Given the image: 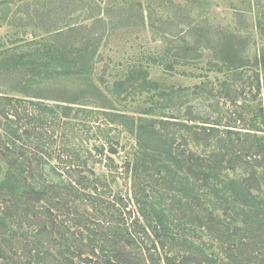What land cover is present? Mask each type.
Returning <instances> with one entry per match:
<instances>
[{"label":"trees","instance_id":"16d2710c","mask_svg":"<svg viewBox=\"0 0 264 264\" xmlns=\"http://www.w3.org/2000/svg\"><path fill=\"white\" fill-rule=\"evenodd\" d=\"M98 15L92 26L105 27ZM70 30L76 34L65 43L56 42L65 32L61 37L49 32L52 41L34 43L31 52L0 48V160H4L0 163V264H79L74 259L85 264H264V110L261 106L252 110L245 91L232 90L227 83L230 77L237 81L245 67L264 69V49L252 63L247 58L246 62L239 36L235 39L240 42H235L222 32L217 43L223 55L212 47L214 60L209 66L229 78L219 83V90L209 81L194 86L192 102L179 88L148 84L141 66L127 65L107 94L118 98L146 85L178 112L187 106L185 116L167 120L156 119L162 106L143 108L137 112V122L117 112L95 87L94 55L87 49L92 47L81 34L74 39L76 29L65 31ZM233 44L236 50L223 51ZM173 51L187 54L190 47L179 45ZM253 78L249 86L256 87L255 101L261 75L254 70ZM262 80L264 93V76ZM65 81L70 88H65ZM217 98L231 108L213 123L209 119L215 104L207 102ZM101 115L110 123V131L120 126L133 138L130 155L119 162L130 184L132 200L127 203L112 190L118 149L127 148H119L121 143L109 136L104 142L107 148L104 143L93 148L101 155L99 160L98 154L95 158L72 150L68 164L72 170L50 165V139L56 143L54 132L64 133V119H83L80 128L89 131L91 121L102 119ZM86 157L87 164L94 160L91 167L80 161ZM102 162L108 177L86 175ZM39 168H48L49 178H43ZM61 173L67 175L65 180ZM111 192L114 202L105 198ZM84 205L91 207L90 213ZM6 218L17 227L24 222L37 226L30 236L37 238L39 247L19 246L16 228L11 229ZM44 232H60L58 238L49 239V248L38 239ZM206 240L219 244L218 253L211 250L207 255L213 245Z\"/></svg>","mask_w":264,"mask_h":264},{"label":"rangeland","instance_id":"374dc122","mask_svg":"<svg viewBox=\"0 0 264 264\" xmlns=\"http://www.w3.org/2000/svg\"><path fill=\"white\" fill-rule=\"evenodd\" d=\"M97 14L105 22V27L101 26L105 32H100L101 28L97 25L96 27L92 26V18ZM71 27L77 31L75 40L83 37L89 44L87 45L92 47L91 49L87 48L89 53L94 55L91 81L106 95L117 112L137 118V112L143 108L162 106L156 119L167 120L166 117H176L178 114L185 116L187 106L182 107L178 112L176 107H170L163 99L157 97L155 88L146 85L141 91L130 90V95L128 92H123L118 98L115 94H107L106 89L113 90L115 82L122 78L128 69L127 65H132L133 67H142L143 72L147 73L145 78L149 82L148 84L158 82L160 85L172 87L174 90L179 88L183 94L190 95L189 102H192L191 93L194 86L202 82H212L215 90H219V83L227 82L229 77L226 72L210 69L209 61L214 60L212 47L216 48L219 54L222 53L217 41L221 38L222 32H225L233 36L235 42H240L235 39L239 36V40L243 42L241 45L243 54L241 55H244L246 62L251 60L252 63L255 55L259 57L264 49V0H0V48H18V51L28 49L31 52L34 43L40 45L43 41H52L50 35L61 37L63 32H65L63 40L57 38L56 42L57 44L59 41L65 43L76 34L71 30V32L65 31ZM85 27L89 28L85 29ZM111 30L112 32H110ZM82 41L84 42L83 39ZM184 44L190 47L189 53L173 51L179 45ZM233 45L234 47L231 48L229 45H225L223 51L232 48L236 50V45ZM171 48L172 51H170ZM197 52L199 53L197 54ZM196 54L197 56L194 57ZM198 56L200 59L197 58ZM173 58H176L175 64L172 62ZM169 64L172 65L171 68H168ZM248 65L250 64L248 63ZM254 70L261 75V90L256 95L255 101L252 100V97L256 94V87L249 86L250 82H254ZM263 72L262 67L258 69L250 66L245 67L237 81L230 77L227 82L230 89L245 91L247 100L252 101V103H248L252 110L256 106H261L264 110ZM199 75L205 77H198ZM70 83L72 85V81ZM64 85L65 88H70L67 81L64 82ZM82 88L83 86H81ZM223 100L217 98L207 102L215 104V111L211 114L209 122L214 123L220 118L224 109L231 108L228 102L224 104L226 101ZM152 101L154 105H151ZM89 108L94 111L102 110ZM99 118L102 119L91 121L92 127L89 131L80 128L83 119L77 121L69 118L64 119L63 122L67 123L66 125L62 124L64 133L54 132L53 136L58 135L59 138L56 143L50 139L52 143H50L52 145L50 165L72 170V167L68 166V164H72L73 158L69 151L78 150L83 155L89 153L96 158L98 153L93 148L103 144L105 137L109 136L121 143L119 148L124 145L127 148L123 151L118 149L119 154L115 161V166L118 169L116 173H113L114 183H112L113 192H120L119 196L124 203H127L132 200L130 184L124 166L119 162L130 155L128 152L133 146V138L126 131H122L120 126L110 131L112 128L110 123H107L102 115ZM135 120L139 122L138 118ZM221 122L224 124V121ZM96 126L100 130H97ZM104 129L106 130L104 131ZM43 130H47L50 135L51 130L47 129V125H44ZM104 147L107 148V143H104ZM189 147L191 148V146ZM198 149L202 150V147ZM104 155H106V150ZM100 158L101 155L98 154L96 160ZM3 161L0 160V163L2 164ZM80 161H85L87 164V157ZM93 163L94 160H88L87 168L91 167ZM103 165L105 166L104 162L97 163L95 167H92L94 173H86V175L91 179L102 174L108 177L109 172ZM39 174L43 178H49L51 172L48 168H39ZM61 174L65 180L67 175ZM111 194L106 195L105 198L107 201L114 202L113 193L111 192ZM0 208H2L1 204ZM83 209H86L87 213L91 212V207L88 205H84ZM5 221L11 223L8 218ZM139 222L142 223V218ZM10 228H16L19 246L28 245L30 249L39 247L37 238L33 239L30 236L37 226L30 227L29 223L24 222L20 227L12 223ZM73 233H75V237L79 235V232ZM23 234L24 236H22ZM59 234L60 232H44L38 236V239L42 246L49 248V239L58 238ZM206 241L213 245L212 249H207V253H209L207 255H210L211 250L218 253L217 246L219 244L214 240ZM83 242H86V239ZM6 250L8 253L10 249ZM221 257L223 258L222 255ZM74 260L79 264H85L77 259Z\"/></svg>","mask_w":264,"mask_h":264}]
</instances>
